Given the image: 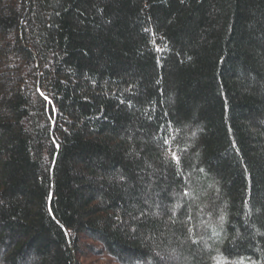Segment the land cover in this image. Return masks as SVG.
Segmentation results:
<instances>
[{
	"label": "trees",
	"instance_id": "trees-1",
	"mask_svg": "<svg viewBox=\"0 0 264 264\" xmlns=\"http://www.w3.org/2000/svg\"><path fill=\"white\" fill-rule=\"evenodd\" d=\"M90 258L264 264V0H0V264Z\"/></svg>",
	"mask_w": 264,
	"mask_h": 264
},
{
	"label": "snow or ice",
	"instance_id": "snow-or-ice-1",
	"mask_svg": "<svg viewBox=\"0 0 264 264\" xmlns=\"http://www.w3.org/2000/svg\"><path fill=\"white\" fill-rule=\"evenodd\" d=\"M147 31V29H146ZM41 95L44 96V99L47 100L48 97L44 95L43 92H41ZM165 143H167V140H165ZM171 158L174 161V163L177 165V167H179L180 165V157L176 154V153H172L171 154ZM188 193H185V195H187ZM223 219V218H222Z\"/></svg>",
	"mask_w": 264,
	"mask_h": 264
},
{
	"label": "rangeland",
	"instance_id": "rangeland-1",
	"mask_svg": "<svg viewBox=\"0 0 264 264\" xmlns=\"http://www.w3.org/2000/svg\"><path fill=\"white\" fill-rule=\"evenodd\" d=\"M93 258H90V259H86V260H88L87 261V264H103L104 262L102 261V262H94L93 260H92ZM85 263H86V261H85Z\"/></svg>",
	"mask_w": 264,
	"mask_h": 264
}]
</instances>
